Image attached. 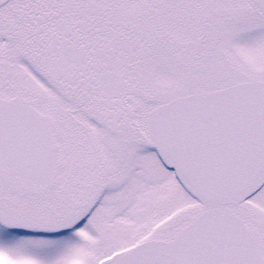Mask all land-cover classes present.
<instances>
[{"label":"snow or ice","instance_id":"6c2138e0","mask_svg":"<svg viewBox=\"0 0 264 264\" xmlns=\"http://www.w3.org/2000/svg\"><path fill=\"white\" fill-rule=\"evenodd\" d=\"M0 264H264V0H0Z\"/></svg>","mask_w":264,"mask_h":264}]
</instances>
